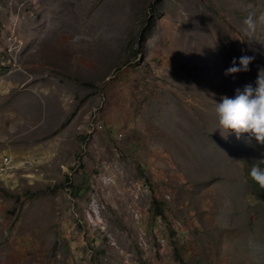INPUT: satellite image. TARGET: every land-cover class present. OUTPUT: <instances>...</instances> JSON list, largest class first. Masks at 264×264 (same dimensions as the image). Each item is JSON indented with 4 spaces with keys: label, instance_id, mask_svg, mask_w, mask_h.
I'll use <instances>...</instances> for the list:
<instances>
[{
    "label": "rangeland",
    "instance_id": "1",
    "mask_svg": "<svg viewBox=\"0 0 264 264\" xmlns=\"http://www.w3.org/2000/svg\"><path fill=\"white\" fill-rule=\"evenodd\" d=\"M250 13L0 0V264H264V144L216 112L264 70Z\"/></svg>",
    "mask_w": 264,
    "mask_h": 264
},
{
    "label": "clouds",
    "instance_id": "2",
    "mask_svg": "<svg viewBox=\"0 0 264 264\" xmlns=\"http://www.w3.org/2000/svg\"><path fill=\"white\" fill-rule=\"evenodd\" d=\"M258 21L264 22V15L257 18L254 13H250L244 19L246 37L251 38L255 34ZM253 60L254 57L248 55H241L238 62L233 59L225 75L247 72ZM221 100V103L215 104L221 128L235 132L238 138L242 133H251L258 143L264 144V70L258 73L255 87L247 84L242 92L238 90L234 99L222 97ZM250 176L264 188V169L254 164Z\"/></svg>",
    "mask_w": 264,
    "mask_h": 264
}]
</instances>
